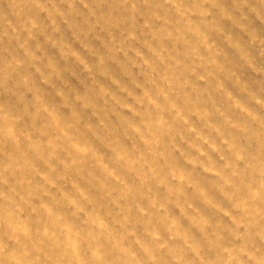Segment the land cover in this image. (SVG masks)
I'll return each mask as SVG.
<instances>
[{"label":"rangeland","instance_id":"1","mask_svg":"<svg viewBox=\"0 0 264 264\" xmlns=\"http://www.w3.org/2000/svg\"><path fill=\"white\" fill-rule=\"evenodd\" d=\"M116 2L0 0V107L40 130L18 191L66 233L118 235L124 264H156L155 240L215 264L220 226L237 221L229 151L264 125V0H192L188 35L153 10L177 25L159 40L135 0L127 14Z\"/></svg>","mask_w":264,"mask_h":264},{"label":"clouds","instance_id":"2","mask_svg":"<svg viewBox=\"0 0 264 264\" xmlns=\"http://www.w3.org/2000/svg\"><path fill=\"white\" fill-rule=\"evenodd\" d=\"M135 2L152 25L142 33L144 38L159 40L169 30L174 34L177 32V25L159 24L154 20L153 10L180 21L178 27L185 35L190 33L187 20L192 0ZM131 3L133 0H117L115 6L127 14L133 11L129 8ZM174 4L177 7H173ZM253 6L264 16L261 2H255ZM243 12L256 19L248 7ZM154 130L153 122L148 134L152 135ZM38 135L40 130L29 123L22 108L8 104L0 107V264H124L129 257L123 246L115 242L118 235L95 226L79 233H66L61 227L64 221H57L55 214H46L42 207L30 203V197L20 194L17 165ZM238 135L239 143L229 151L223 178L225 189L237 209V221L231 226H220L223 235L215 241V264H264V125L252 124ZM137 155L138 150H129L130 159ZM66 235L69 238L66 239ZM150 244L156 264H175L176 257H180L179 264H196L191 245L161 248L159 240ZM205 258L210 259L211 253Z\"/></svg>","mask_w":264,"mask_h":264}]
</instances>
